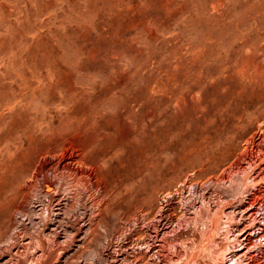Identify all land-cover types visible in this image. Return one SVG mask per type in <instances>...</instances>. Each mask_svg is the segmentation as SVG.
I'll list each match as a JSON object with an SVG mask.
<instances>
[{
    "label": "rangeland",
    "instance_id": "374dc122",
    "mask_svg": "<svg viewBox=\"0 0 264 264\" xmlns=\"http://www.w3.org/2000/svg\"><path fill=\"white\" fill-rule=\"evenodd\" d=\"M263 5L264 0H96L85 46L49 49L48 61L70 66L64 59L81 58L92 67L131 76L118 81L116 92L140 94L141 101L133 105L139 116L133 121L114 118L106 128L122 139V156L138 153L140 157L127 159L139 165L144 179L155 167L163 176L176 164L175 180L166 182L170 203L163 206L158 196L152 207L146 198L131 217H106L99 232L94 230L96 236L89 227V205L70 213L63 208L47 212L40 187L30 213L10 214L0 208V264H264ZM251 53L258 55L261 65L245 62L249 70L243 73L242 62ZM90 81V90L105 83L104 78ZM152 83L158 87L154 98L148 93ZM57 95L61 98L64 92ZM72 105L67 97L55 102L46 110L44 126L64 124L76 109L71 111ZM69 121L75 122L72 117ZM144 129L149 136L162 129L166 135L152 142L138 135ZM199 146L204 148L203 166L198 161L192 165ZM49 159L67 161L42 158ZM236 161L244 166L238 168ZM216 208L221 213L217 236L207 239L203 235L210 218L200 212ZM3 221H10L5 232Z\"/></svg>",
    "mask_w": 264,
    "mask_h": 264
},
{
    "label": "bare ground",
    "instance_id": "6f19581e",
    "mask_svg": "<svg viewBox=\"0 0 264 264\" xmlns=\"http://www.w3.org/2000/svg\"><path fill=\"white\" fill-rule=\"evenodd\" d=\"M95 6L96 0H0V208H5L3 212L8 209L10 214L16 210L30 213L32 202L35 197H39L37 193L41 187L44 188L42 191L45 196L42 195L46 198L43 199L46 200L44 208L47 212L53 211L54 213V211L58 212L63 208L64 212L70 213L81 204L89 205L91 212L89 227L97 236L94 230L99 232L100 227L105 224L106 217L118 214L121 218H124L125 215L131 217L144 204L146 198H150L149 205L152 207L154 204L152 200L158 196L159 202L164 204L163 206L168 205L170 201L166 196L170 194V190L166 188V185L175 180L172 179V176H176L175 171L178 169L175 164L172 172L160 176L159 168L155 167L150 172L149 179H144L143 171L139 165L127 159L140 157L138 153L133 152L127 158L122 156L119 150L123 145L118 143L122 139L118 135H112L106 128L114 118L117 121H133L139 116V112L133 108V105H137L141 101L140 94L136 92L119 94L116 92L118 81H126L131 78L130 75L123 73L122 69H120L122 70L121 74L116 75L109 70L92 67L81 58L75 62L64 59L71 64L70 66H62L53 59L48 61L47 51L49 49H81L85 46L90 37ZM261 48L264 50V44ZM253 61H257V64L261 65L258 55L251 53L242 62L240 70L243 73L248 71L249 66L245 67L243 64ZM100 78H104L105 83L98 84L93 90H90L86 83L89 84L90 80ZM157 90L158 87L155 83L148 86V93L152 98L156 95ZM59 91L64 92L61 98L57 95ZM66 97L73 101L71 111L76 108L71 115L75 122L69 121L71 117L67 115L63 120L64 124L52 127L44 126L46 110L52 108L57 101L65 102ZM96 102H101V104L98 105ZM154 104L155 102L151 106L153 107ZM107 113L111 117H107ZM148 113L151 111L149 110ZM138 135L149 136L146 135L145 129ZM165 135L166 130H155L151 132L149 138H153L152 142H154L158 137H165ZM10 151L11 153H9ZM198 153L199 155L192 165L198 164V161L203 166L204 148L199 146ZM45 156L50 158L65 157L67 161L63 164L50 159L42 160ZM242 157L245 159L243 155ZM237 163L238 166L243 165L241 161ZM257 174L255 175L257 176ZM168 180L170 181L167 182ZM63 195L66 197L64 196V202L61 204L60 196L63 197ZM159 207L161 208V206ZM210 207L213 208L211 205ZM158 208L157 210H159ZM216 210L200 212V215L205 217L207 215L210 218V226L205 229L204 235L202 234L207 239L216 235L218 222H221L219 220L220 210ZM90 212L88 211V213ZM53 213L52 215H54ZM0 214L2 215V213ZM10 221L6 224L3 221V232L7 231L5 229L8 226L10 227ZM141 226L143 225L141 224ZM249 234L247 232L244 235L248 238ZM227 246L226 248L229 247ZM262 253L264 251H261V255ZM196 256L197 254L194 259ZM189 261L193 262L191 259ZM260 263L258 262V264ZM187 264L191 263L187 262ZM255 264L257 263L255 262Z\"/></svg>",
    "mask_w": 264,
    "mask_h": 264
}]
</instances>
